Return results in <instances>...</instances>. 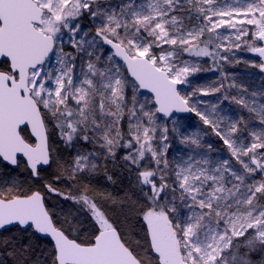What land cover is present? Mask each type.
I'll use <instances>...</instances> for the list:
<instances>
[{
	"label": "snow or ice",
	"instance_id": "1",
	"mask_svg": "<svg viewBox=\"0 0 264 264\" xmlns=\"http://www.w3.org/2000/svg\"><path fill=\"white\" fill-rule=\"evenodd\" d=\"M234 50L264 57V0H0V264H264V88L181 87Z\"/></svg>",
	"mask_w": 264,
	"mask_h": 264
},
{
	"label": "rangeland",
	"instance_id": "2",
	"mask_svg": "<svg viewBox=\"0 0 264 264\" xmlns=\"http://www.w3.org/2000/svg\"><path fill=\"white\" fill-rule=\"evenodd\" d=\"M229 56L230 62H222L219 67H215L211 62H208L207 58L200 60L199 62L201 64L202 71L189 77V80L191 81L190 85L181 86L182 94L188 92L190 88H207L209 86L218 84L224 78V74L228 76V80L225 81L226 84H230L234 81L238 86L229 90L230 95H236L238 92H242L243 89H247L248 93H251L264 88V73L261 72L258 67L253 66L254 64L263 62L261 58H258L255 53H251L246 50H234V53H230ZM237 60L239 63L235 62ZM220 96L221 93H215L208 96L194 97V99H202L210 105L216 103ZM205 106L207 105H202L201 107ZM219 109L223 110V115L232 116L233 118L236 117L238 112L241 115H248L246 111H242L239 106L232 103L230 100L221 103ZM176 117V123L180 126L181 132L187 131L188 133H191L199 131L202 135V142L212 143L213 147L217 149H223L225 147L223 146L222 141H220V143L214 141L212 134H203V130L209 126L204 125L194 113L191 116L176 115ZM169 127H171V125H169ZM245 135H247V133H245ZM181 148H183V146L180 145L178 139H174L172 148L170 149V156H175L177 150ZM219 154L220 153L212 152L211 157L215 158Z\"/></svg>",
	"mask_w": 264,
	"mask_h": 264
},
{
	"label": "trees",
	"instance_id": "3",
	"mask_svg": "<svg viewBox=\"0 0 264 264\" xmlns=\"http://www.w3.org/2000/svg\"><path fill=\"white\" fill-rule=\"evenodd\" d=\"M204 130H207L209 134L213 135L214 141L220 143V140L215 136L214 133L211 132L209 127H206ZM108 176H111L112 180H108ZM130 179L131 178L127 172H124L119 167H114L111 163H108L106 168H101L99 172L90 177L86 183L88 184L90 191H95L98 194H103L105 196L111 197L112 199L119 200L125 195L126 192H128L130 187ZM56 199L57 198L55 196L52 197V201H55ZM129 238H136L135 234H130ZM36 255H38V253H34L33 257ZM8 259L9 264H11L12 258L9 257Z\"/></svg>",
	"mask_w": 264,
	"mask_h": 264
},
{
	"label": "water",
	"instance_id": "4",
	"mask_svg": "<svg viewBox=\"0 0 264 264\" xmlns=\"http://www.w3.org/2000/svg\"><path fill=\"white\" fill-rule=\"evenodd\" d=\"M256 54V53H255ZM256 56L258 58H261V60H263L264 62V57H260L258 54H256ZM264 73V72H263ZM193 113H176L175 115H178V116H191Z\"/></svg>",
	"mask_w": 264,
	"mask_h": 264
}]
</instances>
